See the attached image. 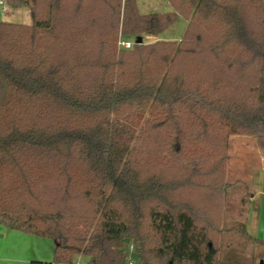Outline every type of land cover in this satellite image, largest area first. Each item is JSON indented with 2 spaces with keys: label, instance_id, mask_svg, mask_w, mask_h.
<instances>
[{
  "label": "trees",
  "instance_id": "trees-1",
  "mask_svg": "<svg viewBox=\"0 0 264 264\" xmlns=\"http://www.w3.org/2000/svg\"><path fill=\"white\" fill-rule=\"evenodd\" d=\"M4 2L32 21H0V225L50 264H261L222 218L230 138L264 137V0Z\"/></svg>",
  "mask_w": 264,
  "mask_h": 264
},
{
  "label": "rangeland",
  "instance_id": "rangeland-1",
  "mask_svg": "<svg viewBox=\"0 0 264 264\" xmlns=\"http://www.w3.org/2000/svg\"><path fill=\"white\" fill-rule=\"evenodd\" d=\"M136 1L141 14L167 13L173 10L169 0ZM0 21L30 24L32 19L30 11L26 8L21 12L8 8L7 13L0 11ZM186 29L187 21L179 17L173 25L157 36V39L178 41L184 36ZM154 40L156 39L144 37V42H153ZM227 155V179L232 185L226 190L223 197L222 219L223 223L230 227L244 222L243 217L239 218V215L246 211L249 200L250 192L244 188V184H247L246 176L241 172H263L264 170V137L232 136L229 140ZM53 244L50 239H40V237L20 231L9 235L0 230V264H27L25 263L26 259H30L28 264H32L30 262L33 259L32 251L36 253L37 261L50 264L53 261L50 250ZM229 244L233 245L235 250H244L247 261L256 252V247L250 242L248 236L229 232L224 233L219 241L218 250L221 255L224 254L226 245Z\"/></svg>",
  "mask_w": 264,
  "mask_h": 264
},
{
  "label": "crops",
  "instance_id": "crops-1",
  "mask_svg": "<svg viewBox=\"0 0 264 264\" xmlns=\"http://www.w3.org/2000/svg\"><path fill=\"white\" fill-rule=\"evenodd\" d=\"M0 1H4V0H0ZM22 10L24 9H20L17 11L21 12ZM0 11L2 12L1 7H0ZM151 38L157 39L156 37H151ZM241 174L246 176L245 179L247 180L246 181L247 184H244V188L245 190H249L250 194L248 195L249 200L247 201L246 211L242 212L239 215V218L243 217L244 219L243 223L245 224L247 232L250 236L264 240V170L263 172H241ZM0 230L2 232H6V234L8 233L9 235H11V233L13 234L14 232H17L14 230H9L2 225H0ZM40 239H45V238H40ZM50 250L53 256L54 244L52 245V247H50ZM32 256L33 259L32 261H30L32 264L41 263L37 261L38 257L34 251H32ZM29 260L30 259H26L25 263L28 264ZM261 261L264 264V259H262ZM86 262H87V258L83 256H77L75 257L74 260V264H85Z\"/></svg>",
  "mask_w": 264,
  "mask_h": 264
},
{
  "label": "built area",
  "instance_id": "built-area-1",
  "mask_svg": "<svg viewBox=\"0 0 264 264\" xmlns=\"http://www.w3.org/2000/svg\"><path fill=\"white\" fill-rule=\"evenodd\" d=\"M0 7H1L3 13H7L8 7L4 1H0ZM132 45H133L132 41H126V40L120 41V46H122L124 48H131ZM130 253L131 254L134 253V247L133 246H130ZM129 264H139V263L137 262V260H135L133 257H131Z\"/></svg>",
  "mask_w": 264,
  "mask_h": 264
},
{
  "label": "water",
  "instance_id": "water-1",
  "mask_svg": "<svg viewBox=\"0 0 264 264\" xmlns=\"http://www.w3.org/2000/svg\"><path fill=\"white\" fill-rule=\"evenodd\" d=\"M135 44H143L144 43V37L143 36H137L135 38ZM261 264H263V262L261 261Z\"/></svg>",
  "mask_w": 264,
  "mask_h": 264
}]
</instances>
